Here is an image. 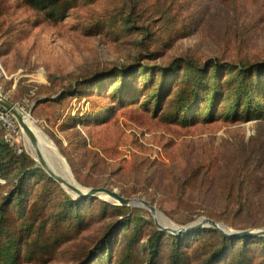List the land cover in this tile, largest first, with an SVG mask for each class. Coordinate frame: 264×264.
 <instances>
[{
  "label": "rangeland",
  "instance_id": "1",
  "mask_svg": "<svg viewBox=\"0 0 264 264\" xmlns=\"http://www.w3.org/2000/svg\"><path fill=\"white\" fill-rule=\"evenodd\" d=\"M48 1L66 8L60 19L0 0V93L75 182L143 199L176 228H264V0ZM21 136L0 175L13 264H170L176 239L181 264H264V239L212 258V228L178 238L143 208L78 202Z\"/></svg>",
  "mask_w": 264,
  "mask_h": 264
},
{
  "label": "water",
  "instance_id": "2",
  "mask_svg": "<svg viewBox=\"0 0 264 264\" xmlns=\"http://www.w3.org/2000/svg\"><path fill=\"white\" fill-rule=\"evenodd\" d=\"M0 107L15 120L19 129L23 133L24 138L28 139L31 146L34 149H36L37 164L46 172V174L53 181H55L58 185L64 188L65 191L67 190L66 192H68L69 195L75 200L99 197L104 199L107 198L108 201L119 204L121 206L143 208L151 214L154 220V224L159 231L168 232L175 236L196 232L204 228H212L218 231L219 233H221L224 237L230 239H243V238L250 239V238L264 237V228L233 231L228 229L223 224L208 218H201L198 221L190 224L189 226L181 227V228L162 226L156 218V214L159 213L158 210L143 199H137V198L126 199L120 196L116 191L107 188L86 189L78 185L74 180L73 181L76 183V185L69 183L67 180L56 174L42 157V154L38 150L37 138L27 124V121L29 120V114L25 113L22 109H20L16 104L12 103L10 100L4 97V95H2L1 93H0ZM64 162L70 173V168L67 162L65 160Z\"/></svg>",
  "mask_w": 264,
  "mask_h": 264
},
{
  "label": "trees",
  "instance_id": "3",
  "mask_svg": "<svg viewBox=\"0 0 264 264\" xmlns=\"http://www.w3.org/2000/svg\"><path fill=\"white\" fill-rule=\"evenodd\" d=\"M28 2L30 4H32L33 6H41L43 5L44 8H47L49 9V12H47V15L48 17H54V18H58L60 19V17H62V15L64 14V11H65V7H61L59 8L57 6L58 3L56 2H52V1H48V0H28ZM183 110V109H182ZM182 110H180L178 113H179V116L180 117V114L181 115H184L182 112ZM177 119V118H176ZM176 121H179V120H176ZM185 120H184V117L182 118L181 120V123H183ZM8 144H5L3 141L0 142V175L1 173L3 172V177H4V174H5V171L7 170L8 167L11 166V162L9 160H5V158H3V155L5 154V151L8 150ZM6 156V155H5ZM25 157H23L24 159ZM23 179V178H20V180ZM72 198V197H71ZM90 199H93V198H87V199H80L78 200L79 201H87V200H90ZM20 206H23L24 208L22 209L23 210V213L25 212L26 210V205L25 204H20ZM33 206V205H32ZM1 211H3L2 213V221H5L8 219L5 218V214L9 216V209H4V208H0ZM34 209V208H33ZM22 213V215H23ZM4 214V215H3ZM202 230H199V231H196V232H191V233H187V234H181V235H178L176 237H181L182 235H186V237H191L193 234H196L197 232H200ZM208 232H212L214 233L215 231L214 230H207ZM218 232V231H217ZM219 238L222 242V246L215 252H213V255H212V258H215L218 254H220L226 244L228 245L229 243H232V242H236V241H244V242H251V241H254V240H261V239H264V237H258V238H250V239H230V238H227V237H224L221 233H219ZM157 235H160L159 232H157ZM2 236L3 238H5L7 235L5 233V231L3 229H0V264H13L14 263V260H15V254H14V249H15V242L14 240H7L5 242H2ZM158 238V236H157ZM175 241L178 242V240L176 239ZM153 242V241H152ZM150 243V247L153 248L154 245H156L157 243V240H155L153 243ZM177 242H174L171 246V252H170V264H181V255H180V252H179V244ZM152 258H153V254L151 255ZM148 264H152L151 261L148 262Z\"/></svg>",
  "mask_w": 264,
  "mask_h": 264
},
{
  "label": "bare ground",
  "instance_id": "4",
  "mask_svg": "<svg viewBox=\"0 0 264 264\" xmlns=\"http://www.w3.org/2000/svg\"><path fill=\"white\" fill-rule=\"evenodd\" d=\"M27 124L30 127V129L32 130V132L34 133V135L36 136L37 141H38V150L40 151V153L42 154V157L48 163L50 168L56 174H58L59 176H61L65 180H67L69 183L76 185V183L74 182L75 180L73 179L72 175L69 173V171L66 167L64 159L59 155L54 144L46 137V135L42 132V130L39 129L38 127H36L32 122H30L28 120ZM24 139L29 142L28 139H26V138H24ZM29 145L31 146L30 142H29ZM29 145L27 144V150H28L29 154H31L30 156L35 161H37L36 149H34L32 146L30 148ZM105 199H107V198H105ZM156 218L162 226L174 227L172 224H170L164 218V216L162 214L157 213Z\"/></svg>",
  "mask_w": 264,
  "mask_h": 264
},
{
  "label": "built area",
  "instance_id": "5",
  "mask_svg": "<svg viewBox=\"0 0 264 264\" xmlns=\"http://www.w3.org/2000/svg\"><path fill=\"white\" fill-rule=\"evenodd\" d=\"M0 133L2 141L10 146L18 145L22 138V132L15 120L2 109H0Z\"/></svg>",
  "mask_w": 264,
  "mask_h": 264
}]
</instances>
